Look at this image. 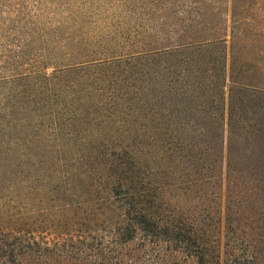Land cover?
I'll return each mask as SVG.
<instances>
[{
	"label": "trees",
	"instance_id": "1",
	"mask_svg": "<svg viewBox=\"0 0 264 264\" xmlns=\"http://www.w3.org/2000/svg\"><path fill=\"white\" fill-rule=\"evenodd\" d=\"M166 1L130 51L0 77V264H264V26Z\"/></svg>",
	"mask_w": 264,
	"mask_h": 264
},
{
	"label": "rangeland",
	"instance_id": "2",
	"mask_svg": "<svg viewBox=\"0 0 264 264\" xmlns=\"http://www.w3.org/2000/svg\"><path fill=\"white\" fill-rule=\"evenodd\" d=\"M263 3L249 0L244 10L250 19L240 23L264 26ZM168 5L164 0L162 7ZM151 9L147 0H0V77L51 72L74 62L72 54L130 51L153 23Z\"/></svg>",
	"mask_w": 264,
	"mask_h": 264
}]
</instances>
